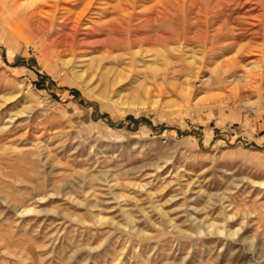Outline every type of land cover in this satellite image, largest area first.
I'll use <instances>...</instances> for the list:
<instances>
[{
	"label": "rangeland",
	"instance_id": "1",
	"mask_svg": "<svg viewBox=\"0 0 264 264\" xmlns=\"http://www.w3.org/2000/svg\"><path fill=\"white\" fill-rule=\"evenodd\" d=\"M87 4L0 0V264H264V0Z\"/></svg>",
	"mask_w": 264,
	"mask_h": 264
},
{
	"label": "bare ground",
	"instance_id": "2",
	"mask_svg": "<svg viewBox=\"0 0 264 264\" xmlns=\"http://www.w3.org/2000/svg\"><path fill=\"white\" fill-rule=\"evenodd\" d=\"M4 1V0H3ZM54 1V0H53ZM80 1V0H79ZM34 2V1H33ZM32 2V3H33ZM91 2H92V0H89V4H87V6L89 7L90 5H91ZM127 2H129V1H127ZM32 5H34V4H32ZM56 5L58 6V4H55V5H53L54 7H56ZM132 5V4H131ZM129 6V5H128ZM38 7V6H37ZM36 7V8H37ZM132 7V9L134 10V8H133V6H130V8ZM130 8L128 7V8H123V7H121L120 8V13H121V16H122V18L120 19V20H118V21H115L113 24H112V27H110L112 30L111 31H114V32H122V31H124L125 29H127V28H129V24H130V21H131V19H132V17H134V15H132V12L130 11ZM39 10L40 9H38V12H39ZM84 12H85V10H83V11H81V16L84 14ZM135 13V12H134ZM79 14V15H80ZM85 16V15H84ZM211 16H212V14H211ZM226 16V15H225ZM79 18V17H78ZM80 18H82V17H80ZM211 19H212V17H211ZM214 19V18H213ZM79 21V20H78ZM218 21V20H217ZM245 21V20H244ZM258 21V20H257ZM240 23V22H239ZM239 23H237V24H239ZM225 24V23H224ZM254 25V24H253ZM224 26L222 25L221 26V24H219L216 28H215V33H213V32H211V33H213V34H211V38L209 39L210 40V43L207 45L208 46V50L209 51H214L216 48V46H218V47H223V45L221 44V43H216L217 41H218V39L220 38V37H223V32H224V29L222 30V28H223ZM225 28V27H224ZM233 28V27H232ZM234 29V28H233ZM259 29V28H258ZM226 31V30H225ZM232 31V30H231ZM257 32V31H256ZM261 32H262V30H261ZM124 34V33H123ZM225 34H227V32L225 33ZM256 35V34H255ZM259 35H261V33L259 34ZM234 36H235V34H234ZM132 38V37H131ZM122 39V38H121ZM217 41H216V40ZM134 39H129L128 41H133ZM135 40H137V39H135ZM159 40V39H158ZM216 42H215V41ZM221 40V39H220ZM219 40V41H220ZM122 41V40H121ZM140 41V40H139ZM141 41H142V39H141ZM156 41V40H155ZM163 42H164V40H163ZM166 43V42H165ZM208 43V42H207ZM216 43V44H215ZM127 44V43H126ZM216 45V46H215ZM103 46H105V45H103ZM251 46V45H250ZM102 48V45H96V46H94L93 48L94 49H97V48ZM227 47V46H226ZM253 47V46H252ZM217 53V52H216ZM261 71V70H260ZM263 71H264V69H263ZM256 73H253V74H251V78H257V75H255ZM261 75V74H260ZM263 75V74H262Z\"/></svg>",
	"mask_w": 264,
	"mask_h": 264
}]
</instances>
